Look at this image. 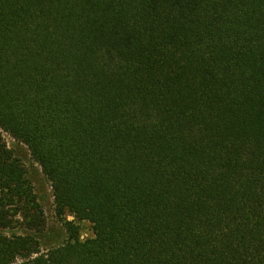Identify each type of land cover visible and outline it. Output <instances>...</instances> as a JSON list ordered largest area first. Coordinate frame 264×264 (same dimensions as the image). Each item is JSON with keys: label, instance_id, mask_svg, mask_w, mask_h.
Masks as SVG:
<instances>
[{"label": "trees", "instance_id": "1", "mask_svg": "<svg viewBox=\"0 0 264 264\" xmlns=\"http://www.w3.org/2000/svg\"><path fill=\"white\" fill-rule=\"evenodd\" d=\"M3 131L50 180L64 243L42 245ZM17 224L0 264H264V0H0V227Z\"/></svg>", "mask_w": 264, "mask_h": 264}, {"label": "rangeland", "instance_id": "2", "mask_svg": "<svg viewBox=\"0 0 264 264\" xmlns=\"http://www.w3.org/2000/svg\"><path fill=\"white\" fill-rule=\"evenodd\" d=\"M3 137L8 147L13 151L14 157L20 160L23 164L27 172V177L33 184L35 192L44 208L47 227L46 235L41 240L42 245L48 247L64 243L67 240L68 234L63 225V220L56 214L53 189L50 180L43 172L40 164L32 158L31 152L25 143L14 138L6 131H3ZM65 219L74 221L75 224L80 227L83 239L94 236L91 222L87 220H78L70 213L65 215ZM0 232L12 235L22 234L24 233V230L21 229L20 224H17V227L12 229H4L0 227Z\"/></svg>", "mask_w": 264, "mask_h": 264}]
</instances>
